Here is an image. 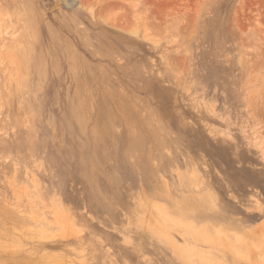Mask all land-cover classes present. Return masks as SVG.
<instances>
[{"label": "rangeland", "instance_id": "obj_1", "mask_svg": "<svg viewBox=\"0 0 264 264\" xmlns=\"http://www.w3.org/2000/svg\"><path fill=\"white\" fill-rule=\"evenodd\" d=\"M262 237L264 0H0V264H264Z\"/></svg>", "mask_w": 264, "mask_h": 264}, {"label": "bare ground", "instance_id": "obj_2", "mask_svg": "<svg viewBox=\"0 0 264 264\" xmlns=\"http://www.w3.org/2000/svg\"><path fill=\"white\" fill-rule=\"evenodd\" d=\"M85 1H86V0H85ZM85 3H86V2H85ZM155 205H157V204H155ZM262 233H263V232H262ZM255 234H257V233L255 232ZM262 235H263V234H262ZM238 236H240V235H238ZM238 236H237V237H238ZM260 236H261V235H260ZM260 236H259V239H260ZM241 237H242V236H241ZM256 237H258V236H255V237H254V234H253V236H252L251 238H255V240H256ZM242 238H243V237H242ZM242 238H240V239L242 240ZM262 238H263V237H262ZM240 239H238V241H239ZM259 239H258V242H257V241L255 242V241L252 239L253 242H255V243H254L255 245L258 243L257 246H258L260 243H261V244L264 243V242H263V239H264V238L262 239V241H259ZM252 240H251V241H252ZM259 242H260V243H259ZM261 244H260V245H261ZM262 245H263V244H262ZM252 246H253V244H252ZM263 246H264V245H263ZM258 248L261 249V246H259Z\"/></svg>", "mask_w": 264, "mask_h": 264}]
</instances>
